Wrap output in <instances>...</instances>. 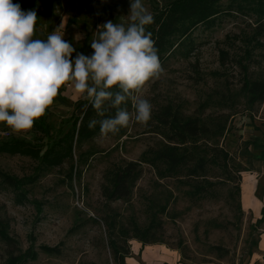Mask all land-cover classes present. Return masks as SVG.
<instances>
[{"label": "rangeland", "instance_id": "obj_1", "mask_svg": "<svg viewBox=\"0 0 264 264\" xmlns=\"http://www.w3.org/2000/svg\"><path fill=\"white\" fill-rule=\"evenodd\" d=\"M25 1L13 0L23 10ZM56 1V14L39 17L40 23L37 19V29L44 28L41 39L59 29L86 55L93 51L91 40L100 25L130 18V0ZM167 1L142 3L152 14ZM45 5L36 0L35 11ZM215 9L208 22H183L168 35L159 57L164 73L142 93L153 109L146 126L133 122L115 135L102 136L99 129L73 138L69 156L45 164L42 150L70 132L73 118L85 107L78 93L63 86L39 118L46 126L28 133L32 140L27 141L40 148L38 155L0 152V223L13 239L11 245L0 238V264H8L10 254L18 255L15 264H119L109 240L128 248L122 264H252L264 215L255 217L241 208L235 172L241 169V176L256 161L264 162L259 158L264 156V96L250 102L242 85L264 80V1L217 0ZM67 10H74V16L59 13ZM126 106L134 113L131 101ZM164 106L196 115L213 129L223 125L186 145L196 156L208 155L210 145L222 147L229 172L206 162L203 171L188 176L186 167L194 160L177 173L158 172L163 165L152 161L149 149L166 141L167 128L156 117ZM11 135L19 137L0 122V139ZM126 160L137 161L140 168L129 194L104 198L101 185ZM4 174L15 183L7 184ZM198 180L206 187L201 196L192 193ZM148 225L152 241L132 236L134 226ZM42 245L58 251H45Z\"/></svg>", "mask_w": 264, "mask_h": 264}, {"label": "clouds", "instance_id": "obj_2", "mask_svg": "<svg viewBox=\"0 0 264 264\" xmlns=\"http://www.w3.org/2000/svg\"><path fill=\"white\" fill-rule=\"evenodd\" d=\"M129 13L127 23L100 25L91 40L93 51L86 55L59 29L37 38V12L0 0V122L31 141L34 122L62 94L61 88L70 86L98 116L116 110L114 116L90 121L89 128L100 124L102 136L115 135L133 122L146 126L153 109L142 93L164 68L147 31L153 16L142 0H130ZM129 101L134 113L126 106Z\"/></svg>", "mask_w": 264, "mask_h": 264}, {"label": "trees", "instance_id": "obj_3", "mask_svg": "<svg viewBox=\"0 0 264 264\" xmlns=\"http://www.w3.org/2000/svg\"><path fill=\"white\" fill-rule=\"evenodd\" d=\"M217 0H168L161 8L155 9L151 14L154 22L147 26V31L152 33V39L155 40V46L158 49L160 57L164 44L169 34L177 29L183 22L194 24L196 22H208L215 13V2ZM262 3L264 0H257ZM35 5V0H29L27 6L28 10H32ZM247 92L248 101L253 102L262 99L264 96V80L249 79L242 84ZM115 109H109L104 117L98 116L96 111L85 102V107L81 115H76L71 124V131L65 132L55 142L47 146L40 153V159L48 165L59 164L64 157L70 155L71 142L86 138L94 133L95 130L100 129V124L97 123L94 128H89V123L92 120H101L115 115ZM158 122L166 126L167 133L166 141L149 149L152 161L162 163L163 168L158 172L163 175H169L179 172L182 165L194 160L192 164L186 167V174L188 176H195L199 171H203L205 163L211 162L229 172L231 165L228 163L227 152L220 146L210 145L208 147V155L204 153L196 156L193 153V146L188 147L186 143L195 141L202 136H209L214 134L223 125H218L216 128H211L207 123L200 120L196 115H182L176 110H172L169 106H164L156 114ZM45 127V123L37 119L34 122V127ZM40 148L29 141L16 137L8 136L5 139H0V152H7L10 154L20 153L37 156ZM264 158V156H259ZM241 170V169H240ZM240 170L237 169L235 177L239 181ZM140 173V168L137 161L126 160L121 165L113 168L109 178L108 184L101 185V194L108 200L126 197L134 184L135 179ZM202 181L210 184L204 176ZM3 179L7 184H14L15 179L10 175H3ZM205 185L201 180L192 183V193L201 196L206 193ZM239 192V185H236ZM264 215V204L262 206V216ZM159 223H156L158 226ZM133 237L138 238L142 242H150L155 237L154 235H147L149 233V225L143 228L134 226ZM0 238L5 243H13V239L4 231V226L0 223ZM110 250L114 260L122 264L123 258L128 253V248L121 243H114L112 240L108 241ZM14 247V246H13ZM45 251H55L58 249L53 246L42 245ZM18 255H9L8 264H15Z\"/></svg>", "mask_w": 264, "mask_h": 264}, {"label": "crops", "instance_id": "obj_4", "mask_svg": "<svg viewBox=\"0 0 264 264\" xmlns=\"http://www.w3.org/2000/svg\"><path fill=\"white\" fill-rule=\"evenodd\" d=\"M41 1H43L46 5L44 7L38 6L36 10L38 15L37 18L38 23H40L39 17H42L44 20V17L46 15H54L56 14L55 12L59 10L58 9L59 2L57 3L56 0H41ZM26 2L27 1H25L26 10H28L27 4L29 1L27 3ZM35 7H36V0H35L34 8L32 10H35ZM74 10L73 12H70L69 10H67L68 12L59 11V13L61 14L66 13L68 16H74L75 14ZM53 11L55 12L53 13ZM61 14L59 15L61 16ZM43 29H44L43 25L41 28L38 29L39 33H37V38L41 39V34H44ZM257 188H260V190L258 191ZM239 202L242 209L251 212L255 217H259L260 214H262V206L264 204V162L256 161L253 164L251 171L241 173L240 183H239ZM251 263L264 264V220L257 236L255 249L252 252Z\"/></svg>", "mask_w": 264, "mask_h": 264}]
</instances>
